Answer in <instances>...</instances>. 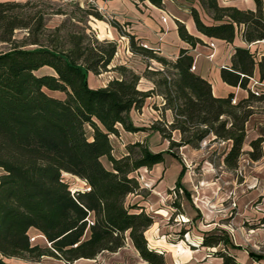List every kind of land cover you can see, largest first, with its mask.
Wrapping results in <instances>:
<instances>
[{"label":"trees","instance_id":"trees-1","mask_svg":"<svg viewBox=\"0 0 264 264\" xmlns=\"http://www.w3.org/2000/svg\"><path fill=\"white\" fill-rule=\"evenodd\" d=\"M147 1L162 8L164 0ZM196 1L213 20L205 23L196 7L189 6L200 33L227 42L237 32L247 43L264 40V0H254V10L220 6L217 0ZM30 2L0 0V42L9 44L0 51V264H9L3 257L36 261L43 255L71 264L115 252L127 238L142 264H167L164 253L150 247L144 234L154 222L153 215L137 202L126 201L128 195L141 193L133 173L163 162V152L137 141L115 156L110 137L118 136L120 129L146 130L133 124L130 111L140 109L155 92L162 98L160 115L148 128L168 141L166 152L171 156L179 159L174 148H199L211 136V141L228 143L222 160L227 170H237L243 153L250 161L259 160L264 139H251L248 151L243 144L246 120L256 111L264 112V105H257L264 102V90L256 95L248 87L255 65L260 77L264 75V53L255 60L248 48L235 46L230 66L220 68L223 82L247 91L246 97L232 102L233 93L214 96L209 81L191 70L193 58L186 49L171 60L124 33L133 53L161 65L151 69L148 65L142 75L153 88L139 89L141 76L124 66L116 67L121 77L93 88L88 72L107 70L116 43L89 38L84 32L61 35V26L47 29L45 13L28 11ZM90 14L102 19L97 10ZM112 25L121 32L117 21ZM176 25L182 40L191 45L201 41L180 21ZM22 29L26 35L16 39L15 31ZM28 44L36 46L25 47ZM166 110L171 112L170 122ZM173 131H178V140ZM103 157L109 166L103 164ZM63 173L81 179L88 189H71ZM183 173L181 163L175 187L183 188ZM172 205L180 210L177 201ZM30 228L38 230L49 245L31 243ZM227 244L226 234L215 230L205 232L199 242L216 247L213 253L225 263L236 264L225 251Z\"/></svg>","mask_w":264,"mask_h":264},{"label":"crops","instance_id":"crops-1","mask_svg":"<svg viewBox=\"0 0 264 264\" xmlns=\"http://www.w3.org/2000/svg\"><path fill=\"white\" fill-rule=\"evenodd\" d=\"M217 2L220 6H235L244 10L255 9L254 0H217ZM93 4L102 15H108L119 23H125L127 32L135 35L142 43H146L148 47L155 49L159 55L174 60L178 56L181 48L186 49L188 54L193 58L192 64L194 65V69L192 71L209 81L214 96L225 97L229 93H233L236 100L247 96V91L245 89L228 85L222 81L220 77V68L223 66H230L231 56L235 46L248 48L250 52H252L255 60H258L264 53V41L256 40L247 43L242 39L240 32L236 33L232 42L209 37L200 33L195 27L188 7L192 5L195 6L201 19L205 23H211L213 20L198 1L164 0L162 8L154 6L147 0H93ZM164 14L167 15L165 23L161 22V17ZM176 21L183 23L188 33L198 37L201 41L191 45L182 40L177 32ZM101 28H103L104 31L107 30L110 34L113 32V28L106 23H104ZM210 42L214 44L213 48L209 47ZM252 77L258 81L257 87L264 90V75L260 77L257 65L254 66ZM139 81L140 83L141 81L143 82L141 87L138 82L139 89L150 90L153 88V84L149 80L141 77ZM153 97L158 98V101H156L158 105L162 104V98L159 95H154ZM147 98H150V96ZM147 105L148 101H146L144 108L148 109ZM131 111H134V109ZM148 115L151 116L152 119L156 118L155 111L153 110L152 113L149 111ZM165 116L167 121L170 122L172 116L169 110L165 111ZM152 136L159 137V133L154 131ZM178 137V131H173V138L178 140ZM256 137H262L264 139V112L262 111L254 112L245 122L244 151L250 149L249 141ZM226 144L228 145V143ZM166 149L167 147H165L164 150ZM164 150L158 151L164 152ZM262 150V157L257 161L251 162V164H249L247 154H244V156L242 155L239 161V167H241L242 164L245 165L246 162L247 169H244V175L245 177L250 176L251 179L245 178L243 184L234 187L233 191L238 192L243 190L246 188L245 184L248 183V181L250 184L247 185V187L250 189V194H252V196L264 190V188H261V186L264 187V140L262 142ZM180 151L183 155L186 153L191 156V158L200 153L199 150H194L188 145L181 146ZM165 160L166 157L164 155V161ZM161 164H163V162L157 163L156 165ZM180 170L181 163L180 168L176 169V178ZM226 173L228 172L222 170V174H220L218 178H214L213 169L205 166V164L199 173H191L189 170L185 169L181 181L183 188L179 190L184 193L186 199H183L179 193L174 194L178 198V201H176L179 203L180 209L176 212H179L188 220L187 224H183L184 228H186L184 232L187 231L189 234L191 231L189 228L195 226L197 230L195 237L200 240L205 232L213 230L223 231L228 239V244L226 246L228 251H226V253L233 255L236 264H264V255L259 254L264 251L248 250L240 243L233 240L238 236L239 232L238 228H235L237 217H232L229 223L220 224V220L224 218V216L221 215L224 211L215 212L209 209L211 207L226 208L223 204L225 199L219 200L218 198L220 195H217L218 190L221 188L220 186H222V181H225L223 175ZM80 182L81 185L76 189L84 187L85 182L81 179ZM166 187H168L169 190L171 188L163 179L162 183L156 186L155 189L148 190L150 193H148L145 198H143L141 194H130L127 196V198L131 196L134 202H137V204L144 208L145 212L154 217L153 224L144 232L148 245L162 251L167 264H228L223 261L222 257L213 253L216 247L200 246L199 244L192 243L186 245L184 240H177L176 237L180 234H176L174 226L182 224H170L168 222L167 218L170 212H172L171 210H176V207L172 205V203H168L166 198H170L172 192H165L164 190ZM221 192L222 191H220V193ZM214 196L216 199L212 200ZM234 205L235 203H233V206ZM237 205L239 206V203H237ZM29 235H36L35 243L40 246H45L42 245L43 242L47 245L44 236L35 228L29 229ZM38 238H43V241H38ZM3 260L9 264H66L63 260L48 255H43L36 261L18 257H3ZM142 263L143 260L138 251L133 246L131 240L127 238L124 246L115 252H102L94 258H79L71 264Z\"/></svg>","mask_w":264,"mask_h":264},{"label":"rangeland","instance_id":"rangeland-1","mask_svg":"<svg viewBox=\"0 0 264 264\" xmlns=\"http://www.w3.org/2000/svg\"><path fill=\"white\" fill-rule=\"evenodd\" d=\"M18 1L24 2L26 0ZM29 10L32 12L41 10V12L45 13V27L47 29H53L57 26H61V35L70 31L84 32L89 38L114 41L116 43V52L110 64L108 65L107 70L99 74L88 72L87 79L90 87L95 88L104 86L110 79L121 77L120 71L116 68L119 66H124L127 71L137 73L142 78H144L142 75L144 74L145 69H147L148 65L149 69L161 67V65L157 61L153 59L148 60L137 53H133L129 48L128 38L126 34H124L129 33L126 31L125 23L118 22L121 25V32H119L112 25L113 21L116 20L109 17L108 15H102L96 8V6L92 3L86 5L74 2H66L62 0H32V2H30L28 6V11ZM57 10H60L61 12L55 13ZM96 10L101 15L102 19H97L93 14H90L92 11ZM103 22L113 28L112 34L108 33L107 30L104 31V29L101 28L103 27ZM25 35L26 31L23 29L15 31L16 39H23ZM35 46L36 45L28 44L25 47L32 48ZM8 48L9 44L0 42V51L6 50ZM142 81L141 83L140 81H138L140 83V87L142 86ZM46 91L56 97L63 96V94L58 91ZM154 95L157 94L154 92ZM154 95H150L151 99L146 98L143 106L138 110L134 109V111H131L130 114L133 124L136 126L144 127L146 130L128 132L120 129V133L118 136L112 135L110 137L113 147L112 152L115 156H120L122 152L125 151V147L127 144L137 141L146 144L152 151L164 150L165 147L168 148V141L166 139H163L160 134L159 137L152 136V133L154 131H151V129L148 128L149 125L160 115L159 107L161 105L157 104L156 101H158V98H154ZM146 101H148V109L144 108ZM257 105H264V102L258 103ZM152 110L155 111V119H152V117L148 115L149 111L150 113H152ZM87 135H89V131H87ZM211 139L212 138L210 136L201 142L199 148H193L194 150L200 151L199 155L192 156L193 158H191V156L187 155L186 153L185 155H183L180 151V147L174 148V150L179 155L180 160L176 157H171L166 152V149L163 152V157L164 155L166 157V160H163V164H155L150 169L146 167L139 168L133 174L138 177V182L139 184H141L142 189L140 194L143 196V198H145L146 195L150 193L148 190L155 189L156 186L162 183L164 179L165 183L171 187L170 190L168 187H166L164 191L167 193L169 191L172 192L171 197L166 198L168 203H172L173 201H176L178 199L174 195L176 193H179V195L183 199H186L184 193L179 190L180 187H175V180L177 179L175 173L176 169L180 168V163H183L184 171L185 169H187L191 173H199V171L205 164V166L213 169L214 178H218L220 174H222V170L228 172L223 175L225 181H222V186H220L221 188L218 190L217 194L218 196L220 195L218 198L219 200L225 199V202H223V204L226 206V208L211 207L209 209L215 212L221 210L224 211V213L221 214L224 216V218L220 220V224L229 223V220L232 217L236 216L237 223L235 224V228H238L239 232L238 236L233 240L237 243H240L244 248L248 250H255L259 252L264 251V190H261L258 194L252 196V194H250V189L247 187V185L250 184L248 181V183L245 184L246 188L238 192L233 191L234 187L243 184L245 178L251 179L250 176L245 177L244 175V169H247L246 162L245 165L242 164L241 167H239L238 163V168L235 171L227 170L222 162L223 154L227 149V142L211 141ZM244 154L245 153H243L242 155L244 156ZM242 155L240 156L239 161L241 160ZM101 160L105 166H109V163L107 162L105 157H103ZM251 162L253 161L249 160V164H251ZM62 176L63 179L69 183L71 189H76L81 185L80 179L73 175L63 173ZM181 181L182 177L180 179V182ZM261 188L264 187L261 186ZM220 191L222 192L220 193ZM215 196L212 197V200L216 199ZM131 198L132 197L129 196L128 198H126V201L128 203L134 202V200H132ZM233 203H235L234 206ZM237 203H239V206L237 205ZM171 211L172 212H170L167 218L168 222L170 224H182L174 226L176 229V234H180L176 237L177 240H184L186 245L190 243L199 244L198 241L200 240L195 237V235L197 234L196 227L193 226L192 228H189L191 230L189 234L187 233V231L184 232L186 229L184 228V225L188 223V220L185 217L182 220L179 216H176L180 214L179 212H176V210ZM38 241L42 242L43 238H38ZM42 245L47 246L45 242H43ZM225 251H228L227 247H225ZM259 254L264 255V252H261Z\"/></svg>","mask_w":264,"mask_h":264},{"label":"built area","instance_id":"built-area-1","mask_svg":"<svg viewBox=\"0 0 264 264\" xmlns=\"http://www.w3.org/2000/svg\"><path fill=\"white\" fill-rule=\"evenodd\" d=\"M62 1H66V2H74V3H80V4H90V3H92L93 4V0H62ZM166 18H167V15L166 14H164L162 17H161V22H163V23H165V21H166ZM264 41V40H263ZM141 45L143 46V47H148L147 46V44L146 43H141ZM209 47L210 48H213L214 47V44L212 43V42H210L209 43ZM210 55H212V54H210ZM194 69V65L192 64L191 65V70H193ZM257 85H258V81L257 80H255L252 76L251 77H249V80H248V87L256 94V95H259V93H260V91H261V89H259L258 87H257ZM236 101V99L233 97L232 98V102H235ZM137 177V176H136ZM137 179H138V177H137ZM141 185V184H140ZM84 189H88V186L86 185V184H84V187H83ZM176 216H179L182 220L184 219V216L182 215V214H178V215H176ZM29 241L31 242V243H35V241H36V235H29ZM47 245H49L48 243H47Z\"/></svg>","mask_w":264,"mask_h":264}]
</instances>
